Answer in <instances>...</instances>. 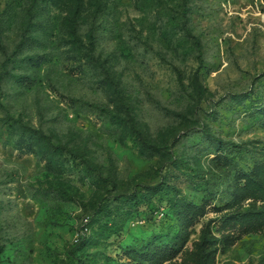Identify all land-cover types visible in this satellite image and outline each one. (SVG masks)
Instances as JSON below:
<instances>
[{"label": "rangeland", "instance_id": "374dc122", "mask_svg": "<svg viewBox=\"0 0 264 264\" xmlns=\"http://www.w3.org/2000/svg\"><path fill=\"white\" fill-rule=\"evenodd\" d=\"M0 264H264V0H0Z\"/></svg>", "mask_w": 264, "mask_h": 264}, {"label": "trees", "instance_id": "16d2710c", "mask_svg": "<svg viewBox=\"0 0 264 264\" xmlns=\"http://www.w3.org/2000/svg\"><path fill=\"white\" fill-rule=\"evenodd\" d=\"M31 61V60H30Z\"/></svg>", "mask_w": 264, "mask_h": 264}]
</instances>
